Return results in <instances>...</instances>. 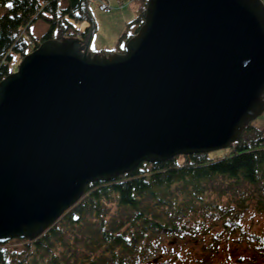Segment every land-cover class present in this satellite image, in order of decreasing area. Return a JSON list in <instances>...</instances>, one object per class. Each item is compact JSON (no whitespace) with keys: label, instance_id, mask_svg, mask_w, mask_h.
Masks as SVG:
<instances>
[{"label":"water","instance_id":"obj_1","mask_svg":"<svg viewBox=\"0 0 264 264\" xmlns=\"http://www.w3.org/2000/svg\"><path fill=\"white\" fill-rule=\"evenodd\" d=\"M47 39L0 81V243L34 240L142 162L240 140L264 112L263 0H148L123 52Z\"/></svg>","mask_w":264,"mask_h":264},{"label":"trees","instance_id":"obj_2","mask_svg":"<svg viewBox=\"0 0 264 264\" xmlns=\"http://www.w3.org/2000/svg\"><path fill=\"white\" fill-rule=\"evenodd\" d=\"M90 1L64 0L62 5L61 0H0V81L17 69L15 55L20 62L47 39L77 36L86 42L94 30ZM138 1L134 33L144 22L148 2ZM39 19L48 28L36 37L31 26ZM74 21H87L84 31ZM131 36L123 33L119 43ZM243 189L250 194L239 195ZM227 196L238 197L240 207L253 200L255 209L264 212V127L250 122L222 156L208 152L142 162L114 181L87 184L82 197L40 236L23 239L16 249L10 241L0 243V264H124L150 235L177 233V221L199 211L232 221L231 210L219 204Z\"/></svg>","mask_w":264,"mask_h":264},{"label":"rangeland","instance_id":"obj_3","mask_svg":"<svg viewBox=\"0 0 264 264\" xmlns=\"http://www.w3.org/2000/svg\"><path fill=\"white\" fill-rule=\"evenodd\" d=\"M61 2L62 5L65 4L64 0ZM101 3V0H91L88 5L94 24L89 51L94 54L124 49L126 40L119 43L120 37L125 32L128 35L133 34L137 27L133 20L137 16L138 0H105L108 11L100 9ZM3 12L4 9L0 7V14ZM73 24L77 30L84 31L87 21H74ZM47 28V23L39 19L31 26V33L38 37ZM14 57L15 63L19 64L18 55ZM252 124L263 128L264 112ZM224 151L225 149L212 151L210 155L222 156ZM241 187L247 188L244 185ZM249 194L244 189L239 192V195L245 197ZM237 198L227 196L220 199L219 203L225 210H231L232 221H225L220 213L206 214L199 211L188 220L177 221L180 227L177 233L150 235L141 242L138 252L123 263L264 264V212L255 209L253 200H248L250 203L246 207H240ZM23 243V239H12L10 247L21 248Z\"/></svg>","mask_w":264,"mask_h":264},{"label":"built area","instance_id":"obj_4","mask_svg":"<svg viewBox=\"0 0 264 264\" xmlns=\"http://www.w3.org/2000/svg\"><path fill=\"white\" fill-rule=\"evenodd\" d=\"M103 8H104V9H106V7H105V6H104Z\"/></svg>","mask_w":264,"mask_h":264}]
</instances>
